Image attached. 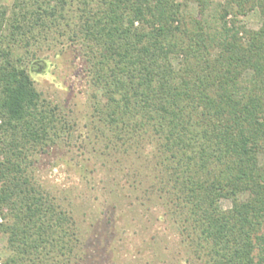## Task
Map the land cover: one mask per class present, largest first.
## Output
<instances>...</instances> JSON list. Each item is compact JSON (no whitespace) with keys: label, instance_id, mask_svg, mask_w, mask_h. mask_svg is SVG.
Listing matches in <instances>:
<instances>
[{"label":"trees","instance_id":"1","mask_svg":"<svg viewBox=\"0 0 264 264\" xmlns=\"http://www.w3.org/2000/svg\"><path fill=\"white\" fill-rule=\"evenodd\" d=\"M210 8V0L0 4V232L10 251L1 264L84 258L74 209L36 173L38 155L71 132L32 75L46 62L40 50L64 42L89 64L99 134L141 159L131 187L158 194L202 264H264V19L258 29L239 21L256 8L264 18V0Z\"/></svg>","mask_w":264,"mask_h":264},{"label":"rangeland","instance_id":"2","mask_svg":"<svg viewBox=\"0 0 264 264\" xmlns=\"http://www.w3.org/2000/svg\"><path fill=\"white\" fill-rule=\"evenodd\" d=\"M223 1L210 0L209 12L215 13ZM188 3L197 14V4ZM263 19L256 8L239 21L258 29ZM40 55L46 62L32 72L35 84L44 98L60 106L71 132L38 155L36 173L46 189L74 209L84 250L78 264H202L164 214L158 194L131 187L141 177L136 174L142 170L139 155L114 151L99 134L93 117L96 89L81 49L64 42L45 45ZM221 204L229 208L232 201ZM9 253L8 236L0 232V264Z\"/></svg>","mask_w":264,"mask_h":264}]
</instances>
